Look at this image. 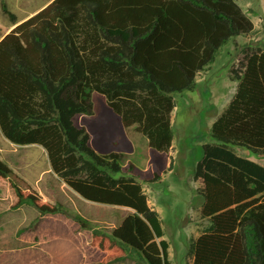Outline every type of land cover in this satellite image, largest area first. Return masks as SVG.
<instances>
[{
  "label": "trees",
  "instance_id": "obj_1",
  "mask_svg": "<svg viewBox=\"0 0 264 264\" xmlns=\"http://www.w3.org/2000/svg\"><path fill=\"white\" fill-rule=\"evenodd\" d=\"M238 1L50 0L22 21L3 7L14 27L0 38V133L42 147L51 171L84 200L128 209L109 233L74 215L91 230L102 264L124 259L127 249L147 264L173 263L159 215L141 184L122 173L121 153H96L75 118L132 127L149 148L167 152L172 93L193 90L220 46L253 29ZM229 77L235 92L194 168L208 225L191 242L189 264H264V165L234 150L264 155V46L243 48ZM95 93L104 97L97 108ZM10 174L0 160V177ZM15 190L19 205L63 213L35 191Z\"/></svg>",
  "mask_w": 264,
  "mask_h": 264
},
{
  "label": "rangeland",
  "instance_id": "obj_2",
  "mask_svg": "<svg viewBox=\"0 0 264 264\" xmlns=\"http://www.w3.org/2000/svg\"><path fill=\"white\" fill-rule=\"evenodd\" d=\"M49 1L0 0V38L14 27L4 8L22 21ZM238 5L253 29L220 46L214 60L196 76L193 90L172 93L173 146L167 152L149 148L146 138L132 127L107 124L99 128L94 117L85 114L74 120L85 126L89 146L96 153H121L122 173L141 184L149 205L159 215L173 264H189L191 242L208 225L199 215L202 199L196 193L193 173L202 145L211 141V124L235 92L236 81L230 79L229 70L243 48L264 46V0H239ZM95 97L97 108L104 97L98 93ZM108 112L112 111L107 107ZM234 150L264 165V155L238 146ZM0 160L11 170L9 177H0V264H102L103 253L90 243L91 230L80 229L74 215L85 218L90 228L109 233L128 209L81 198L51 171L45 151L37 144L16 145L0 133ZM15 186L35 191L44 201L59 205L63 213L42 215L28 201L17 204ZM109 264L147 263L140 253L127 249L124 259Z\"/></svg>",
  "mask_w": 264,
  "mask_h": 264
},
{
  "label": "crops",
  "instance_id": "obj_3",
  "mask_svg": "<svg viewBox=\"0 0 264 264\" xmlns=\"http://www.w3.org/2000/svg\"><path fill=\"white\" fill-rule=\"evenodd\" d=\"M174 109V108H173ZM173 111V110H172ZM172 113V112H171ZM172 146H173V138H172V143H171V147H170V149L172 148ZM202 199V198H201ZM148 200V199H147ZM148 204H149V200H148ZM150 206V205H149ZM151 208H153L152 206H150ZM154 209V208H153Z\"/></svg>",
  "mask_w": 264,
  "mask_h": 264
}]
</instances>
